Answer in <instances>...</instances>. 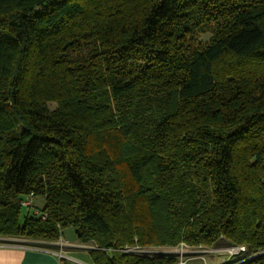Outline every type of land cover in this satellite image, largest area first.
<instances>
[{"label":"trees","instance_id":"16d2710c","mask_svg":"<svg viewBox=\"0 0 264 264\" xmlns=\"http://www.w3.org/2000/svg\"><path fill=\"white\" fill-rule=\"evenodd\" d=\"M68 225L94 264H264V0H0V235Z\"/></svg>","mask_w":264,"mask_h":264},{"label":"crops","instance_id":"0c3cea01","mask_svg":"<svg viewBox=\"0 0 264 264\" xmlns=\"http://www.w3.org/2000/svg\"><path fill=\"white\" fill-rule=\"evenodd\" d=\"M43 204L35 206L39 209ZM95 248L93 242L81 243L75 232L63 231L57 240L0 235V264H94L91 251Z\"/></svg>","mask_w":264,"mask_h":264},{"label":"rangeland","instance_id":"374dc122","mask_svg":"<svg viewBox=\"0 0 264 264\" xmlns=\"http://www.w3.org/2000/svg\"><path fill=\"white\" fill-rule=\"evenodd\" d=\"M210 37V34H206L203 36V40H207ZM51 107H54L51 104ZM44 203V199L42 197H37L35 199V204L40 205ZM27 209L23 207L22 213H26ZM65 234L73 235L75 229L68 225L63 229ZM180 246V245H179ZM235 245L226 244L225 240L217 241L212 247H204L201 249L213 250L212 252H197L193 253L192 251L187 252L186 257L188 258V264H222L225 261H228L236 256H240L239 253L232 254L231 248ZM178 247V246H177ZM177 247H151V248H143L145 253L149 254H161V253H172L173 250H176ZM192 247H187V249H191ZM149 249V250H148ZM239 254V255H238Z\"/></svg>","mask_w":264,"mask_h":264},{"label":"built area","instance_id":"2783aa9c","mask_svg":"<svg viewBox=\"0 0 264 264\" xmlns=\"http://www.w3.org/2000/svg\"><path fill=\"white\" fill-rule=\"evenodd\" d=\"M32 203H33V193H31L27 197V199H25L22 202V205L29 210L33 207ZM187 247H189V246H187L185 244H181L180 246L177 247L176 250L172 251V253L177 254V257H178V261L176 262V264H188V258L186 257V254L189 251H192L193 253H197V252H201V251H203V252H212L213 251V250H207V249H201V248L187 249ZM134 249L135 248L126 247L123 249V251L131 252V251H134ZM230 250H231L232 254L240 253L241 251L245 250V247L244 246H233ZM60 255H62V253H60Z\"/></svg>","mask_w":264,"mask_h":264}]
</instances>
